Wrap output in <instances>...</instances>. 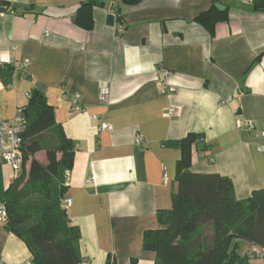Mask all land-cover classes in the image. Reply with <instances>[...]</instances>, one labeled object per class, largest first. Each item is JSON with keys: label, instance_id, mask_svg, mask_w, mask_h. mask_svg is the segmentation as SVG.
<instances>
[{"label": "crops", "instance_id": "crops-1", "mask_svg": "<svg viewBox=\"0 0 264 264\" xmlns=\"http://www.w3.org/2000/svg\"><path fill=\"white\" fill-rule=\"evenodd\" d=\"M87 1L91 28L75 22ZM212 4L208 28L195 17ZM0 8V67H13L8 82L0 75V119L13 118L32 88L53 107L74 144L62 199H71L65 211L86 264H153L143 234L171 207L181 152L168 142L188 133L203 138L191 144L190 171L229 178L237 198L264 187V0H0ZM104 87L107 103L98 99ZM17 174L0 162V201ZM248 247L239 240L237 253ZM31 258L0 222V264Z\"/></svg>", "mask_w": 264, "mask_h": 264}, {"label": "trees", "instance_id": "trees-1", "mask_svg": "<svg viewBox=\"0 0 264 264\" xmlns=\"http://www.w3.org/2000/svg\"><path fill=\"white\" fill-rule=\"evenodd\" d=\"M121 2L131 5L138 0ZM213 7L195 20L211 28L217 21L209 15ZM75 22L92 27L90 2L81 3ZM3 69L0 75L8 82L13 67L3 65ZM28 94L22 107L26 121L21 134L23 162L5 191V227L26 244L31 264H82L79 229L60 206L74 144L56 122L44 93L32 88ZM200 138L188 133L168 142L181 152L171 187V207L156 212L157 227L144 232L142 246L154 252L153 264H248L249 256L237 253L238 241L248 242V248L264 247V187L237 198L229 178L190 171V147L194 142L201 145ZM39 153L46 163L36 158Z\"/></svg>", "mask_w": 264, "mask_h": 264}, {"label": "built area", "instance_id": "built-area-1", "mask_svg": "<svg viewBox=\"0 0 264 264\" xmlns=\"http://www.w3.org/2000/svg\"><path fill=\"white\" fill-rule=\"evenodd\" d=\"M124 28L122 25L117 27V33H122ZM29 59H24V63H29ZM161 76L165 78L166 72H162ZM99 101L108 102V88L104 87L98 96ZM73 109L80 110V106L77 104L76 98H73ZM168 114L174 112V108H170ZM26 121L23 115L22 108H18L16 114L11 119H0V162L10 164L16 172H19L22 162V137L21 134L25 128ZM99 127L101 129H108L110 125L107 123L100 122ZM248 128L253 127V123H247ZM264 135V131L262 132ZM140 141V138H137ZM198 142H203L202 138ZM259 150L264 152V144L259 145ZM211 160V159H210ZM163 179L167 181L166 176L163 175ZM71 204L70 198H64L61 200L60 206L64 210L67 209ZM7 221V205L6 201H0V222L5 223ZM247 255L254 258H264V247L251 246L247 251ZM31 264V263H29ZM82 264H86L82 261Z\"/></svg>", "mask_w": 264, "mask_h": 264}, {"label": "rangeland", "instance_id": "rangeland-1", "mask_svg": "<svg viewBox=\"0 0 264 264\" xmlns=\"http://www.w3.org/2000/svg\"><path fill=\"white\" fill-rule=\"evenodd\" d=\"M37 159H38L40 162H42V163H46V159H45V156H44L43 153H39V154L37 155ZM204 232H205L206 236H209V233H210L209 227H206L205 230H204ZM240 249H241V251H240L239 253L242 254L243 251L245 250V247L242 248V246L240 245V248H239L238 250H240ZM262 259H263V260H258V261H260L262 264H264V258H262Z\"/></svg>", "mask_w": 264, "mask_h": 264}, {"label": "water", "instance_id": "water-1", "mask_svg": "<svg viewBox=\"0 0 264 264\" xmlns=\"http://www.w3.org/2000/svg\"><path fill=\"white\" fill-rule=\"evenodd\" d=\"M215 7L217 9H220V10L223 9L222 4H220V3H216L215 4ZM1 11H3V8H0V12ZM106 23L108 25H113L114 24V15L112 13H109V14L106 15Z\"/></svg>", "mask_w": 264, "mask_h": 264}]
</instances>
